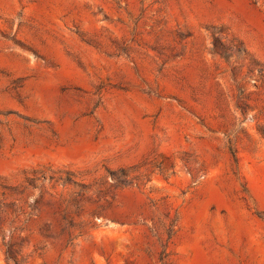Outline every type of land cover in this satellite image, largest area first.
Returning <instances> with one entry per match:
<instances>
[{
	"label": "rangeland",
	"instance_id": "374dc122",
	"mask_svg": "<svg viewBox=\"0 0 264 264\" xmlns=\"http://www.w3.org/2000/svg\"><path fill=\"white\" fill-rule=\"evenodd\" d=\"M0 264H264V0H0Z\"/></svg>",
	"mask_w": 264,
	"mask_h": 264
}]
</instances>
